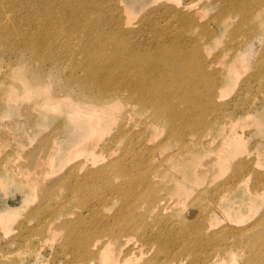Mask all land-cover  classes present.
Returning <instances> with one entry per match:
<instances>
[{
  "label": "bare ground",
  "instance_id": "bare-ground-1",
  "mask_svg": "<svg viewBox=\"0 0 264 264\" xmlns=\"http://www.w3.org/2000/svg\"><path fill=\"white\" fill-rule=\"evenodd\" d=\"M2 1L5 0H0V4ZM7 1L4 6L11 7L12 16L3 22L5 30H0V60L7 51L10 63H0V69L5 66L3 78L7 79L0 82V106L9 110L21 101L31 114L36 110L55 114L63 110L67 125L63 126L65 130L62 126L60 129L66 148L57 166L66 165L67 171L62 177L55 175V171L52 173L55 176L46 178L45 167L30 160L28 166L32 167L20 174L34 185V194L42 202L56 198L54 185L61 183L72 191L71 196L77 198L81 192L82 198L87 199L81 200L82 205L89 201L101 213L94 212L95 218L88 221L77 214V222L68 233L75 253L86 258L83 264H130L134 256L138 258L133 264H264V173L257 170V157L248 160L243 156L245 143L236 130L238 119L264 129L261 118L264 101L256 107L252 104L241 117H228L216 105L221 94L216 74H210L220 72L216 69L219 61L208 62L203 54L198 55L200 47L198 53L191 46V52L183 49L187 45L181 39L186 34L182 21L185 28L181 25L182 29L172 33L167 49L164 48L167 44L157 42L161 40L157 34L154 36L158 38L152 37L156 41H149L148 47H144L141 44L145 42L138 45L141 38H136L138 44L128 42L134 31L122 17L119 23L111 19L107 25L89 20L96 10L91 0ZM27 3L29 12L23 13L21 10ZM229 8L240 19V25H249L253 34L256 30L264 34V0H255L246 8L236 5ZM199 10L202 14L207 11H201L203 7ZM58 12L63 17L54 19ZM40 15L48 19H34ZM233 22L230 16L223 19L228 30ZM56 24L61 25L60 29L54 28ZM79 30L86 33L87 47L88 42L92 46L103 37L107 40L102 50H88L89 61L82 53L85 58H81L86 60H80L82 65L80 61L77 65L75 58L69 63L71 56L56 53L57 40L47 39L64 34L61 37L72 42L74 37L67 35H75ZM213 31L212 35L216 34ZM252 33L237 40L236 46L228 47L233 52L222 68L226 82L237 80L245 70L247 52L234 49L244 41L249 42ZM16 43L23 46L16 49ZM85 46L83 49L87 50ZM103 51L105 57L100 59ZM46 62L50 63L44 67ZM259 77L264 78L263 74ZM182 103H186L184 107ZM122 110L125 125L117 121L122 127L118 126L121 131L114 137L113 129L117 127H111L114 132L109 137L113 145L109 147H118L120 143L123 146L116 148L120 149L117 155L114 148L104 156L109 143H102L101 138H105L110 123L116 121L115 116ZM198 125L202 128L197 129ZM163 130L164 139L156 141ZM210 131L212 137L207 136ZM55 140L56 137L52 138L45 149L48 154L55 151L53 143H59ZM0 141L6 143L8 138L0 135ZM134 142H140V150L133 149ZM207 146H212L214 153L205 157L202 148ZM101 149L103 156L98 155ZM225 175L223 181L213 185L216 178ZM238 190L260 204L262 211L252 222H247L248 216L231 203L229 194ZM60 209L61 204L53 209L50 228L53 226L54 231L70 227L66 219L58 221L59 227L55 226L62 211L65 216L76 211L60 213ZM231 209L234 214L229 213ZM92 226L91 233L97 236L91 239L84 227L89 231Z\"/></svg>",
  "mask_w": 264,
  "mask_h": 264
},
{
  "label": "rangeland",
  "instance_id": "rangeland-1",
  "mask_svg": "<svg viewBox=\"0 0 264 264\" xmlns=\"http://www.w3.org/2000/svg\"><path fill=\"white\" fill-rule=\"evenodd\" d=\"M13 1L17 0H12L11 2ZM254 1L255 0H91V3H93L92 8L93 10H96L94 12L95 14H92L91 19H88L92 20L95 23H99V20L100 24L106 25L113 21L111 19H114L118 23L123 19V22H129V29L134 31V34L131 33L130 37L127 38L128 42H137L136 44H138L136 38H138V40L141 38L139 40L141 42H139L138 45H140L142 42H145L146 44L144 43L141 45H143L144 47L146 45V47H148L150 43L149 41H156V38L159 37V39L161 38V40L157 42H161L163 46L167 44V47H164L165 49L168 48V44L169 46H171L170 39L173 37L171 36L172 33H176L178 30L182 29L181 25H183L184 29L185 23L186 34H182L181 39L183 42H185L184 46H187L183 49L188 53L191 52L190 49L195 48V51L198 49L196 51V53H198V51L202 48L201 51H199L198 55L202 57L204 55L203 58L208 60V62H212V60L213 62L219 61L216 66L219 65L218 67L221 69H216L220 70V72H210L211 76L213 74H216L215 77H213L216 79V83H218L217 87L219 86L218 89L221 94V99L217 100L216 105L221 106L222 111L228 117H241V115L246 110H249L252 104H254L253 106L256 107L264 101V78L262 79L261 77H259L260 74H263L264 76V34L262 32H259L258 30H256L253 34L249 25H240V19H237L235 17V13L232 12L229 6L236 5L237 7L246 8L248 7L249 3H252ZM6 2L8 1H2V3L0 4V30H5L4 26L6 24H4L3 26V22L5 23L7 21L6 18L8 19L10 16H12L11 7L4 6ZM28 6L29 4L27 3L26 8L22 9L21 11L23 13H28ZM201 7H203V10L201 11L207 10L205 14H202L200 12L199 9H201ZM98 9L104 12V16ZM97 10L99 12H97ZM98 15H100L99 17L101 19L98 17ZM115 15L117 16V18ZM225 16H230L231 21H234L229 30L226 24L224 25L223 23V19ZM38 17L41 21L48 19V16L43 17L41 15L35 16L34 19L36 20ZM54 17H56L54 19H61L60 17H63V14L62 12H58L54 14ZM144 17L146 19H144ZM64 18H68L67 15H64ZM182 18L185 19L186 22L184 20H181ZM142 19H144L145 21ZM181 21L184 23L181 24ZM150 25L155 28L153 29ZM59 26L61 25L56 24L54 28L60 29ZM212 31L214 33L216 32V34H213L214 36L212 35ZM76 33L75 35L77 38L75 37L74 33H72L71 36H68L70 34L67 35V37H74L72 38V42H69V40H65L64 38H62V35L64 37L66 36L64 34H58L51 38L47 37V39L52 42H55V39L57 40V48L55 50L57 54L66 57L71 56V59L69 58V63H73L76 60V64L79 65L80 60H82V62H86V60L89 61V59H87V57L90 55V52H88V50H91V52L96 51L99 50V48L101 49L107 45V40L105 37H103L100 39V42H97L98 45L93 43L91 44L96 48L90 46L91 42H88L86 44H89L87 47L85 46V39H87V36L85 35L86 33H82L81 30H79V32L77 31ZM138 33L143 34L139 35ZM150 33L153 36H150ZM251 33L253 37L249 40V42L244 41L243 44L237 46V49H234V51L241 50L247 52L245 70L240 75H238L237 80L233 78L229 82H226V77H224V74H222V68L224 69V65L230 60V57L232 56V53L230 52H233L228 47L236 46L237 40H242ZM156 34L158 37L154 36ZM149 36L151 37V39ZM143 37H145L146 39H144ZM152 37H156L154 38L155 40ZM113 38L117 39L116 36H114ZM130 38H132V40ZM187 39H189L188 41L190 43L187 41ZM74 43L77 45V47ZM192 43H195L196 45H192ZM83 45L87 50L83 49ZM21 46H23L22 43H16V49ZM70 48H73V52L70 50ZM115 49L116 47H114V50ZM112 50L113 48L110 49V51ZM194 50H192V52ZM70 52H72L73 54ZM74 53L76 54V56ZM82 53H84L83 55L86 56V58L82 55ZM101 55L102 56L100 57V59H103L105 57L104 51ZM9 56L10 55H8V52L4 51V53L2 54L3 60H0V63L1 61L10 63V61L8 60ZM81 57H84L86 60L82 59ZM73 58H75L74 61ZM82 62L80 61V65L84 64ZM49 63L50 62H46L43 64V66L45 67L49 65ZM258 70L259 72L257 73ZM5 71V66H3L0 69V82L2 83L7 82V79L3 78ZM255 71L257 73L256 75L254 74ZM79 74H81V71H79ZM256 76H258L259 79ZM23 103L24 102L20 101V103L18 102L16 105L18 107L13 106L10 107L9 110L0 106V135H4L6 136V138H8V141L6 143H2L0 141V264H83L86 258H82L75 253L76 251H74L68 241V233L71 227L74 226L77 222L78 215H83L84 220L88 221L90 217L95 218L94 212H97L98 214L101 213L92 208L89 204V201L87 202V204L82 205L81 200L86 202L87 199L82 198L81 192L79 196H77V198L71 196L72 191L65 189L61 183L54 185L53 193H57V197L50 199V201L47 203L42 202L40 201V198L34 194V185L26 182L20 174L22 173V170L32 167L28 166L30 160L36 161L37 164H40L39 166L43 165L45 167L46 178L53 177L56 175V173H58L62 177V175H64V173L67 171L68 166H57V161H59V159L63 157L64 150L66 148V145L63 142L64 134L60 129V126H62V128L64 126L65 128V125H67L64 119V115L61 113L63 112V110L61 112L57 111V114H55V112L53 113V111L47 112L43 110L45 111L43 113L42 110H36V112L34 111V113L31 114L29 113L28 108L24 107ZM184 104L186 103H182L181 106L184 107ZM119 113V115L117 114L118 116H115L117 118L116 121L114 123H110L109 127L107 128L105 138H108L109 135H112L113 133L111 134V131L115 130V132L113 131L114 134L112 135L114 137L115 133H117L119 130V124L122 122L121 124L123 125V123L126 122L124 121L126 120V117L123 116V110ZM214 113L215 112L213 111L210 113V115L213 116ZM119 116H121L122 118ZM118 118H121V120H119ZM261 118L264 119V112L261 113ZM238 120L240 124L236 128L237 134L245 143V152L243 153V156L247 157L248 160H252V158L257 157V160H255L258 162L257 170L264 173V129H257L253 124L245 123L243 119ZM117 121H119L120 123H118ZM129 123L130 121L128 122L127 126L130 125ZM122 125H120L119 127H122ZM113 126L117 127L118 129L116 128V130L114 128L112 130ZM138 127L140 128L142 127V125H138ZM196 128L200 129L202 127L198 125L196 126ZM53 130L55 132H53ZM137 131L140 132L142 130ZM187 131L188 130L186 129L185 132L187 133ZM219 131L221 132L222 129H219ZM61 134H63V136H60ZM161 134L162 135H159V137H157L156 141L164 139L166 134L164 130L163 133L161 132ZM53 135L57 139L54 142L59 143H53L55 151L51 152V154H48L45 149L52 143V138H54ZM207 136L212 137L211 131L207 134ZM103 138H101V141H104L102 143H109L108 146H106V149L108 151L105 149V147H103L102 149L106 150H104V152H106L104 153L105 155L102 153V149L98 152V155L106 156L109 150H114V148V154L117 155L119 153L118 150L120 151L121 146L123 145L120 143L121 146H113L114 148H111V143L113 145V141L111 140V138L109 137L107 141L105 138V140ZM125 139L124 141H126ZM41 141L42 143H40ZM206 142L209 143L208 141ZM109 145L111 147H109ZM119 147L120 149H116ZM140 148V142H134L133 149L135 151H138L140 150ZM202 149L204 150L205 157L214 153L212 152V146H207L206 148L204 147ZM54 152L56 153L55 155ZM20 164H22L23 167H20ZM54 172L55 175H52V173ZM225 178L226 175L216 178L213 185L223 181ZM229 195L232 198L231 203L233 204V206L235 205V207H237L236 205H238L239 210L248 216H246L247 222L254 221L261 213L262 210L259 202L256 199L250 198L241 190H238L236 192L233 191ZM58 204H61L60 213L62 210L76 211L73 212L74 215L70 214L68 216H65L64 211H62V213L57 216L55 224H57L58 221H63V219H66L68 225L70 224V227H64L61 231H54L53 226V229L50 228V226L51 221H53L52 213L55 212L53 211V209L57 207ZM85 205H87L86 208H84ZM78 207L83 208V210H79ZM229 213L234 214V212H232V209L229 210ZM55 226L59 227V224ZM49 228L50 232H47ZM92 228L93 226L88 231V229L84 227L87 237L90 234L91 239L97 236V234L92 235ZM87 237L82 236L81 238L86 239ZM135 258L138 257L134 256L130 259V264L132 263V261L136 260Z\"/></svg>",
  "mask_w": 264,
  "mask_h": 264
}]
</instances>
